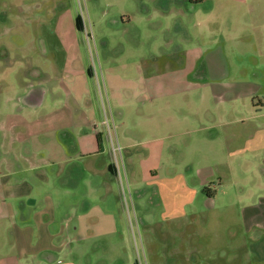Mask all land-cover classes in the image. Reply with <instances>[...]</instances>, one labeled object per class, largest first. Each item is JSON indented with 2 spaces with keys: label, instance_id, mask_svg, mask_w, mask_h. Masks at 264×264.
<instances>
[{
  "label": "rangeland",
  "instance_id": "obj_1",
  "mask_svg": "<svg viewBox=\"0 0 264 264\" xmlns=\"http://www.w3.org/2000/svg\"><path fill=\"white\" fill-rule=\"evenodd\" d=\"M145 4L148 13H142L139 0H0V148L9 144L14 148L9 158L14 166L0 167V172L10 176L13 185L25 188L26 178L28 184L34 180L38 190L50 186V191L51 166L31 170L25 163V142L38 148L61 141L68 144L67 133L86 117L100 136L108 134L107 121L114 136L117 115L122 114L124 127L134 131L139 142L152 138L153 124L167 123L169 130L164 133L171 134L167 142H179L180 134L199 127L192 115L202 85L215 76L205 62L215 55L227 63L221 72L236 90L242 118L237 129L250 126L254 109L264 113V51L256 46L264 42L254 29L255 2L252 9L223 0ZM227 5L231 7L224 9ZM125 16L129 21L123 23ZM150 18L157 25L154 37H149ZM39 92L47 96L44 107L31 111L24 98ZM249 92L252 98L247 97ZM187 115L189 125L181 127ZM254 121L264 122V117ZM196 136L197 131L184 134L188 140ZM146 148V143L137 147L140 153ZM212 168L222 182L212 179L220 186L216 210H206L201 221L217 225H207L203 235L191 241H215L218 246L214 259L190 264H264V230L246 233L244 218L236 210L244 197L250 196L249 203L264 188L256 165L240 167L223 161ZM44 175L48 184L37 183L36 177ZM153 233L157 243L166 239V234ZM132 235L142 264H161L155 254L149 257L150 233L139 227L133 228ZM250 239L255 241L253 253L246 246Z\"/></svg>",
  "mask_w": 264,
  "mask_h": 264
},
{
  "label": "crops",
  "instance_id": "obj_2",
  "mask_svg": "<svg viewBox=\"0 0 264 264\" xmlns=\"http://www.w3.org/2000/svg\"><path fill=\"white\" fill-rule=\"evenodd\" d=\"M151 1L139 0L142 13L150 12L145 3ZM223 1L246 4L249 9L255 2L254 29L264 42V0ZM125 17L123 23L129 21ZM156 27L150 18L153 31L149 37L157 34ZM256 46L264 51L263 44ZM205 62L215 76L202 85L197 112L192 115L199 127L180 134L179 142H167L171 137L164 133L169 130L167 123L161 127L153 124L152 138L139 142L134 131L124 127L122 114L117 115L119 125L114 136H100L91 118L86 117L82 125L71 127L66 135L68 144L61 141L53 147L38 148L25 142V163L33 171L51 166L53 187L38 190V184L34 180L28 184L26 178L25 188L20 183L15 186L10 176L0 172V264H136L132 233L139 227L150 233L149 257L155 254L161 264L214 259L218 243L191 241L203 235L207 225H217L201 221L206 210H216L220 186L216 187L212 179L222 182L212 167L221 166L223 161L240 167L256 165L258 177L264 180V122L253 124L264 113L254 107L250 126L237 129L242 118L238 116L236 90L221 72L227 63L218 55ZM253 95L249 92L247 97ZM46 97L41 92L30 93L24 98L25 106L31 111L41 109ZM190 120L187 115L181 127H188ZM191 131H197V136L184 138ZM145 143L148 148L140 153L137 147ZM6 147L0 148V167L4 168L14 166L9 159L13 144ZM201 166L206 167L199 169ZM36 180L49 182L45 175ZM247 198L238 202L240 207L236 204L246 233L264 230L263 186L249 203ZM153 232L158 237L166 234V239L157 243ZM254 242L250 239L246 245L252 253ZM256 242L258 246L260 239Z\"/></svg>",
  "mask_w": 264,
  "mask_h": 264
},
{
  "label": "built area",
  "instance_id": "obj_3",
  "mask_svg": "<svg viewBox=\"0 0 264 264\" xmlns=\"http://www.w3.org/2000/svg\"><path fill=\"white\" fill-rule=\"evenodd\" d=\"M105 124L107 125V131L110 134L111 133V128H110L108 122L106 121ZM117 149H118V151L120 150L119 147ZM136 257H137V261H138V263H136V264H142L141 259H140V255H139L138 251H137Z\"/></svg>",
  "mask_w": 264,
  "mask_h": 264
},
{
  "label": "trees",
  "instance_id": "obj_4",
  "mask_svg": "<svg viewBox=\"0 0 264 264\" xmlns=\"http://www.w3.org/2000/svg\"><path fill=\"white\" fill-rule=\"evenodd\" d=\"M204 0H190V2L192 3V4H196V3H201V2H203ZM77 26H78V28L80 29V19L78 18L77 19Z\"/></svg>",
  "mask_w": 264,
  "mask_h": 264
}]
</instances>
